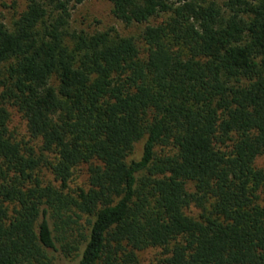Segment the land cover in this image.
Returning <instances> with one entry per match:
<instances>
[{
    "label": "trees",
    "instance_id": "1",
    "mask_svg": "<svg viewBox=\"0 0 264 264\" xmlns=\"http://www.w3.org/2000/svg\"><path fill=\"white\" fill-rule=\"evenodd\" d=\"M22 1L0 22V264H264V0H108L140 42L70 28L84 0Z\"/></svg>",
    "mask_w": 264,
    "mask_h": 264
},
{
    "label": "rangeland",
    "instance_id": "2",
    "mask_svg": "<svg viewBox=\"0 0 264 264\" xmlns=\"http://www.w3.org/2000/svg\"><path fill=\"white\" fill-rule=\"evenodd\" d=\"M212 1V0H197ZM222 4L224 0H213ZM23 1L18 0L15 3L12 0H0V22L10 25V22L18 11L21 10ZM153 24L154 22H150ZM70 28L77 30H85L89 32L104 31L114 29L118 34L125 37H133L140 42V33L146 24H133L126 26L120 20L116 19L112 14V5L108 0H84L82 3L75 5L71 9V17L69 20ZM11 119L9 129L14 133L17 139L28 140L25 130V122L21 116L13 109H10ZM144 140L139 141L135 145L134 153L131 157L138 158L141 155ZM256 166L264 170V155L256 159ZM84 169L77 170L74 173L72 186L80 184L84 180ZM155 250H147L140 253L142 262L148 261L154 254Z\"/></svg>",
    "mask_w": 264,
    "mask_h": 264
}]
</instances>
